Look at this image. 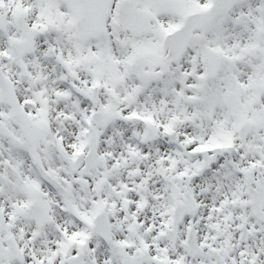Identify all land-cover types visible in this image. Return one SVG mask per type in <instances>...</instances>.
<instances>
[{
	"label": "snow or ice",
	"instance_id": "obj_1",
	"mask_svg": "<svg viewBox=\"0 0 264 264\" xmlns=\"http://www.w3.org/2000/svg\"><path fill=\"white\" fill-rule=\"evenodd\" d=\"M0 264H264V0H0Z\"/></svg>",
	"mask_w": 264,
	"mask_h": 264
}]
</instances>
